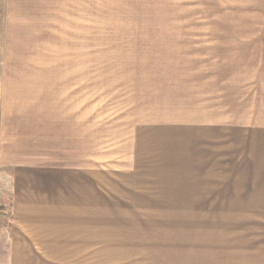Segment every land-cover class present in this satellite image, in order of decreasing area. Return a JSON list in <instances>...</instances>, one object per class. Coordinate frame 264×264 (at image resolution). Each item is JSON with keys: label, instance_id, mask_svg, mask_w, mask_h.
<instances>
[{"label": "rangeland", "instance_id": "obj_1", "mask_svg": "<svg viewBox=\"0 0 264 264\" xmlns=\"http://www.w3.org/2000/svg\"><path fill=\"white\" fill-rule=\"evenodd\" d=\"M260 62L264 0H0V264L18 221L57 264L246 262L233 98Z\"/></svg>", "mask_w": 264, "mask_h": 264}, {"label": "crops", "instance_id": "obj_2", "mask_svg": "<svg viewBox=\"0 0 264 264\" xmlns=\"http://www.w3.org/2000/svg\"><path fill=\"white\" fill-rule=\"evenodd\" d=\"M263 64L259 63L257 71H247L245 67L242 72L241 83L236 86V89L241 88V93L235 91L233 98V111L236 114L232 128L241 129L243 159L249 161L250 165L244 179L247 188L256 192L254 205L260 208L257 217L264 224ZM28 222L18 221L17 228L7 233L6 241L2 243L6 249V262L2 264H57L56 240L48 226L38 231L31 228ZM242 251L247 252V261L242 264H264V246L244 247Z\"/></svg>", "mask_w": 264, "mask_h": 264}]
</instances>
